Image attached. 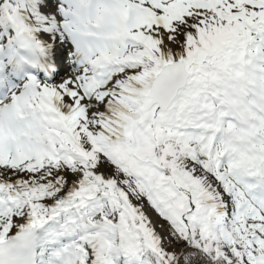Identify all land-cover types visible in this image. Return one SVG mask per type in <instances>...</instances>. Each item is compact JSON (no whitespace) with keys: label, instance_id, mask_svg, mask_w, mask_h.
Returning a JSON list of instances; mask_svg holds the SVG:
<instances>
[{"label":"snow or ice","instance_id":"snow-or-ice-1","mask_svg":"<svg viewBox=\"0 0 264 264\" xmlns=\"http://www.w3.org/2000/svg\"><path fill=\"white\" fill-rule=\"evenodd\" d=\"M0 264H264V0H0Z\"/></svg>","mask_w":264,"mask_h":264}]
</instances>
